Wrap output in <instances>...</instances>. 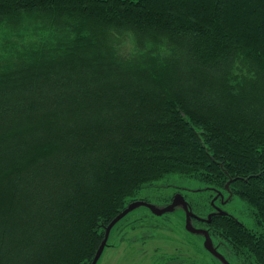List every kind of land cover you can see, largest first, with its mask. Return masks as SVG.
I'll list each match as a JSON object with an SVG mask.
<instances>
[{
    "label": "trees",
    "instance_id": "obj_1",
    "mask_svg": "<svg viewBox=\"0 0 264 264\" xmlns=\"http://www.w3.org/2000/svg\"><path fill=\"white\" fill-rule=\"evenodd\" d=\"M0 39V264H92L173 175L241 198L189 222L264 264V0H0Z\"/></svg>",
    "mask_w": 264,
    "mask_h": 264
},
{
    "label": "rangeland",
    "instance_id": "obj_2",
    "mask_svg": "<svg viewBox=\"0 0 264 264\" xmlns=\"http://www.w3.org/2000/svg\"><path fill=\"white\" fill-rule=\"evenodd\" d=\"M117 40L122 43L124 53H136L132 39ZM168 180L171 187L150 186L141 190L140 197H146L151 206L137 204L125 216L118 230L116 227L110 234L109 246L97 264H225L205 246V233H193L187 228V212L191 209L208 213L210 208H223L252 227L249 206L238 196L228 201V193L192 178L173 175ZM173 194L178 196L175 207L161 214L157 212L169 206L168 198ZM214 239L211 243L216 252L241 264L230 247L222 243L217 248L221 240ZM172 258L176 261L172 262Z\"/></svg>",
    "mask_w": 264,
    "mask_h": 264
},
{
    "label": "water",
    "instance_id": "obj_3",
    "mask_svg": "<svg viewBox=\"0 0 264 264\" xmlns=\"http://www.w3.org/2000/svg\"><path fill=\"white\" fill-rule=\"evenodd\" d=\"M177 201H178V196L176 197V200H175L172 204H170L169 206H167V207H165V208H163V209H159V210H156V211L159 212L160 214H161V213H164V212H166V211H170V210H172V209L175 207V205L177 204ZM137 204H145V205L151 206V204H149L148 202H145V201H136V202H133V203L129 204V206H128L123 212H121V213L117 216V218H115V219L113 220V222L107 227V229H106V236H105V239H104L102 245L100 246V248H99V250H98V252H97V254H96V256H95V258H94V260H93V262H92V264H97L98 261H99V259L101 258L102 254H103V252H104V250H105V248H106L107 240H108V238H109V235H110V232H111L112 227H113L117 222H119L123 217H125L128 213H130V211H131V210H132ZM185 204H186V203H185ZM191 214H192V213H191L190 211L187 212V215H188V216H187V228H188L189 230H191L193 233H194V232H195V233L206 232V233H207V234H206L207 236H206V240H205V246H206L211 252H213L217 257H219V258H220L225 264H230L229 261H227L223 255H221V254H219L218 252H216V248L213 247V244L211 243L212 239H211L210 236L208 235V232H207V231H204V230H201V229H195V228L190 224V222H189V218H190Z\"/></svg>",
    "mask_w": 264,
    "mask_h": 264
},
{
    "label": "bare ground",
    "instance_id": "obj_4",
    "mask_svg": "<svg viewBox=\"0 0 264 264\" xmlns=\"http://www.w3.org/2000/svg\"><path fill=\"white\" fill-rule=\"evenodd\" d=\"M229 213V212H228ZM233 215V214H232ZM210 233V232H209Z\"/></svg>",
    "mask_w": 264,
    "mask_h": 264
}]
</instances>
